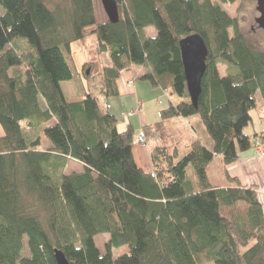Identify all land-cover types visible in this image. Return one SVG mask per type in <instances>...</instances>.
<instances>
[{
    "label": "trees",
    "instance_id": "obj_1",
    "mask_svg": "<svg viewBox=\"0 0 264 264\" xmlns=\"http://www.w3.org/2000/svg\"><path fill=\"white\" fill-rule=\"evenodd\" d=\"M235 1L116 0L111 23L98 21L93 0H0V264H56L54 249L68 264H264L256 187H242L224 168L257 142L264 152V133L252 145L243 130L257 94L264 104V51L247 46L219 4ZM91 34L110 57L95 92L80 88L70 67L71 43ZM194 34L207 48L196 105L179 47ZM131 68L170 98L162 123L144 128L145 139L167 142L149 150L151 172L133 159L132 126L118 131L99 103L116 96V79ZM70 80L80 101L64 97L61 83ZM178 117L196 134L203 127L209 143L181 147L170 125L158 135ZM22 122L49 144L27 138ZM68 160L83 171L64 174ZM99 235L109 236L104 253ZM122 246L127 253L113 258L111 248Z\"/></svg>",
    "mask_w": 264,
    "mask_h": 264
},
{
    "label": "crops",
    "instance_id": "obj_2",
    "mask_svg": "<svg viewBox=\"0 0 264 264\" xmlns=\"http://www.w3.org/2000/svg\"><path fill=\"white\" fill-rule=\"evenodd\" d=\"M89 63L86 60L82 61L83 69ZM135 71H122L119 77L115 81V86L117 94L114 97H110L111 101L108 103H102L100 106L104 110H108L110 114L114 115L117 120L122 118L124 121L120 129L123 131L127 125H131L134 130L135 141L133 138L132 144V155L136 165L144 170L145 172H151V163L149 159V150L145 144H141L137 140V135L144 133L145 126L153 125L156 122V118H160V110L158 117L150 114L149 107H153L154 104L162 103V99H165L168 104L170 103L167 99L166 92L160 87H155L150 84L148 81L140 79L139 77L143 74L142 70L139 68H134ZM84 78L87 83L90 77V72L87 71ZM99 79V78H98ZM97 83V82H96ZM62 92L66 101L68 102H77L81 100V96L78 93L76 86L73 81H66L61 83ZM89 88L87 83L83 90ZM107 100L108 98H102ZM101 103V101H100ZM152 105V106H151ZM261 108L263 109L260 113V117H264V104L262 102ZM183 119V118H176ZM252 119V117H251ZM128 120V123H127ZM186 121L185 119H183ZM152 122V123H151ZM187 122V121H186ZM56 124V119H52L46 125L51 127ZM118 125V123H117ZM261 130H258L257 127L253 130V134L250 135L248 132H244L252 140V145L254 144L255 135L264 133V126L260 120ZM138 129V130H136ZM117 130L119 128L117 127ZM137 131V132H135ZM174 137H177L173 134ZM144 138V136H143ZM144 138V143H146ZM254 147L251 149L239 153L238 159L231 163L225 164L224 168L229 174L230 177H236L239 180V183L244 188H249L251 186L256 187V194L259 203L261 204L263 216H264V158L258 159L254 156ZM220 158V156H217ZM220 166V165H219ZM83 171V165L74 160H68L66 166L63 170V173L70 175L73 173H81ZM221 181L225 183L224 175L221 174ZM214 180L218 181L215 177Z\"/></svg>",
    "mask_w": 264,
    "mask_h": 264
},
{
    "label": "rangeland",
    "instance_id": "obj_3",
    "mask_svg": "<svg viewBox=\"0 0 264 264\" xmlns=\"http://www.w3.org/2000/svg\"><path fill=\"white\" fill-rule=\"evenodd\" d=\"M258 0H237L234 3H219L221 8L232 18L237 19L238 21V28L240 33L243 35L244 40L247 44V46L252 49V50H261L264 51V30H262L260 27L255 22L256 17L259 16L258 12L256 11V5H257ZM94 2V8H95V14L98 19V21L103 20L106 15L103 11L102 5L100 0H93ZM146 35L149 37H153L156 35V30L153 27H148L146 29ZM229 33L233 35V30H230ZM71 60L70 62V67L74 65V68L80 75L81 81H80V88H85L86 84H89V89L94 91L95 87V82L96 79L98 78V72L104 67L110 64V57L108 53L105 52H97V42H96V37L94 34L88 35L83 41H74L71 43ZM86 60L89 64L86 65V67L83 69L82 67V61ZM220 75L223 76L225 72L223 71L222 68H220ZM90 72V77H94V79H89L88 82L86 83L85 80H83V77H85L86 72ZM128 71H135L134 68L129 69ZM99 80V79H98ZM99 103L102 104L103 102H110L111 99L108 98L107 100L102 99L101 96H98ZM171 97V96H170ZM171 100L173 103L176 102L175 97H171ZM262 105V99L260 94L256 95V107L251 111V121H249V124L244 127V132H248V134L252 135L253 130L255 127L258 128V130H261L260 127V120L261 123L264 126V117H260V113L263 110L261 108ZM152 106V105H151ZM168 106V102L165 99H162L161 104H154L153 107H149V110L151 111L150 114H153L158 117L159 115V110L162 108H165ZM108 111V110H107ZM162 120L161 118L157 119L156 122L160 123ZM124 121L122 118L118 119V125L117 127L121 131L120 127L123 125ZM128 123V120H127ZM152 123V122H151ZM162 123V122H161ZM167 125H170L172 132L178 137H180V145L181 147L189 144V142L199 139L202 142H205L206 144L209 143V136L203 129V127L198 128L199 133H194L191 128L190 124L183 119H175L170 120L167 124H163L162 127L163 129L160 130L158 129V135H163L164 132L167 130ZM22 127L24 129V133L27 138L31 136L32 139L35 138V136H39L41 138V147L44 148L47 146L48 140L43 136L42 132L40 129L35 128V129H28L25 127V123L22 122ZM138 130V129H136ZM155 130V129H154ZM1 131V129H0ZM137 132V131H135ZM1 134V132H0ZM140 135V134H139ZM139 135H137V140L141 144H145L143 146H146L147 150L150 148H153L160 144L161 146H164L167 144L166 139L163 141H159V143L156 141L157 139L149 138L146 140V143L141 142L139 139ZM30 139V138H29ZM30 139V140H32ZM134 141H135V136H134ZM179 146V145H178ZM255 157L258 159L264 158L259 157V151L257 150L254 151ZM149 155V154H148ZM210 174V179L214 181V175L212 172H209ZM109 236L107 235H99L96 236L94 241L96 244V247L100 250V253L106 252V248L104 245V242L108 241ZM128 248L126 246H122L119 248H111V255L113 258L118 257L121 254L127 253Z\"/></svg>",
    "mask_w": 264,
    "mask_h": 264
},
{
    "label": "water",
    "instance_id": "obj_4",
    "mask_svg": "<svg viewBox=\"0 0 264 264\" xmlns=\"http://www.w3.org/2000/svg\"><path fill=\"white\" fill-rule=\"evenodd\" d=\"M100 2L108 21L116 23L118 20L116 0H100ZM256 11L259 16L256 17L255 22L264 30V0L257 1ZM179 47L187 91L192 104L196 105L201 90V79L205 71L207 48L202 38L196 34L181 39ZM54 259L56 264H68L60 250L54 249Z\"/></svg>",
    "mask_w": 264,
    "mask_h": 264
},
{
    "label": "built area",
    "instance_id": "obj_5",
    "mask_svg": "<svg viewBox=\"0 0 264 264\" xmlns=\"http://www.w3.org/2000/svg\"><path fill=\"white\" fill-rule=\"evenodd\" d=\"M139 139L141 140V142L144 141V138H143L142 134L139 135ZM256 150H257V152L259 151V155H258L259 157H263L264 156L263 147L258 142H257Z\"/></svg>",
    "mask_w": 264,
    "mask_h": 264
}]
</instances>
